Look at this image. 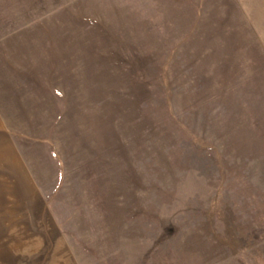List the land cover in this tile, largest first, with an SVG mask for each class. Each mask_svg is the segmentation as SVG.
Segmentation results:
<instances>
[{
	"label": "rangeland",
	"instance_id": "obj_1",
	"mask_svg": "<svg viewBox=\"0 0 264 264\" xmlns=\"http://www.w3.org/2000/svg\"><path fill=\"white\" fill-rule=\"evenodd\" d=\"M0 264H264V0H0Z\"/></svg>",
	"mask_w": 264,
	"mask_h": 264
}]
</instances>
